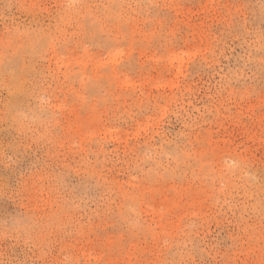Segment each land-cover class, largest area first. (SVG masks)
Listing matches in <instances>:
<instances>
[{
    "label": "rangeland",
    "instance_id": "374dc122",
    "mask_svg": "<svg viewBox=\"0 0 264 264\" xmlns=\"http://www.w3.org/2000/svg\"><path fill=\"white\" fill-rule=\"evenodd\" d=\"M0 264H264V0H0Z\"/></svg>",
    "mask_w": 264,
    "mask_h": 264
}]
</instances>
